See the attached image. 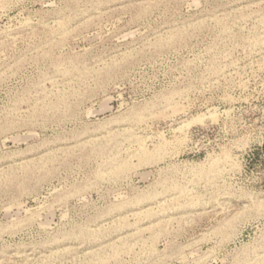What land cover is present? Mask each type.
Instances as JSON below:
<instances>
[{
    "label": "rangeland",
    "instance_id": "rangeland-1",
    "mask_svg": "<svg viewBox=\"0 0 264 264\" xmlns=\"http://www.w3.org/2000/svg\"><path fill=\"white\" fill-rule=\"evenodd\" d=\"M0 264H264V0H0Z\"/></svg>",
    "mask_w": 264,
    "mask_h": 264
}]
</instances>
